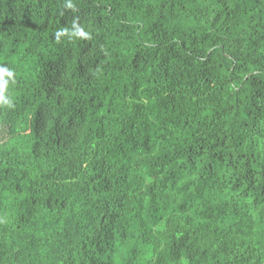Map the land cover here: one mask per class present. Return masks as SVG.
<instances>
[{
  "label": "trees",
  "instance_id": "16d2710c",
  "mask_svg": "<svg viewBox=\"0 0 264 264\" xmlns=\"http://www.w3.org/2000/svg\"><path fill=\"white\" fill-rule=\"evenodd\" d=\"M0 69V264H264V0H0Z\"/></svg>",
  "mask_w": 264,
  "mask_h": 264
},
{
  "label": "clouds",
  "instance_id": "9594fccd",
  "mask_svg": "<svg viewBox=\"0 0 264 264\" xmlns=\"http://www.w3.org/2000/svg\"><path fill=\"white\" fill-rule=\"evenodd\" d=\"M69 7H71V5H69ZM0 72L4 73L5 75L11 77L12 73L10 71H8L7 69H0ZM14 83V81H13ZM7 89V81H3L2 83H0V91L6 90ZM4 104L7 106H11L12 101L10 99H8L7 97L4 98Z\"/></svg>",
  "mask_w": 264,
  "mask_h": 264
},
{
  "label": "rangeland",
  "instance_id": "374dc122",
  "mask_svg": "<svg viewBox=\"0 0 264 264\" xmlns=\"http://www.w3.org/2000/svg\"><path fill=\"white\" fill-rule=\"evenodd\" d=\"M1 123V122H0ZM4 124V123H3ZM4 131V126H0V135H5V132Z\"/></svg>",
  "mask_w": 264,
  "mask_h": 264
}]
</instances>
